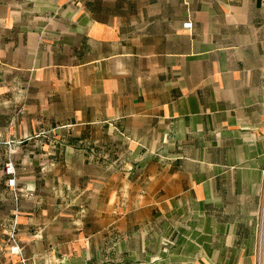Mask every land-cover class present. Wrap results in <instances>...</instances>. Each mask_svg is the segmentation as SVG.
Instances as JSON below:
<instances>
[{
	"label": "crops",
	"instance_id": "0c3cea01",
	"mask_svg": "<svg viewBox=\"0 0 264 264\" xmlns=\"http://www.w3.org/2000/svg\"><path fill=\"white\" fill-rule=\"evenodd\" d=\"M0 120L21 261L264 264V0H0Z\"/></svg>",
	"mask_w": 264,
	"mask_h": 264
},
{
	"label": "rangeland",
	"instance_id": "374dc122",
	"mask_svg": "<svg viewBox=\"0 0 264 264\" xmlns=\"http://www.w3.org/2000/svg\"><path fill=\"white\" fill-rule=\"evenodd\" d=\"M1 122V120H0ZM2 128V126L0 125ZM2 134H0V264H63L62 261H60L61 257H58L55 255L54 261L52 260L51 255L49 254V248H42L45 250V253H43L42 257H40L42 262H40L39 257H31L30 259H27L26 255H22L25 258V261H21V258H18L19 253L15 252V242H17L18 246H20L21 251H23V242H21V237L19 235V231L17 230V226L15 224V214L13 213V209L15 207V203L13 201L12 197V191L6 187L5 185V179L7 178V175L4 172L5 163L12 162L14 169L18 171L19 166L17 164V160L15 159L13 148L12 150H9L8 148L5 150L2 148ZM118 168L122 167L124 165V161L122 156L119 157L117 160ZM21 186L23 184L17 180V192L21 193L23 192L20 190ZM11 234L14 235L15 240L12 239ZM63 249V248H59ZM66 250H69V248H64ZM31 248L27 249V254L30 253ZM39 249H36V252ZM48 251V252H47ZM72 263L73 264H84V260H80L79 258L75 257L74 255L71 256ZM106 258H103V264H111L109 260H105Z\"/></svg>",
	"mask_w": 264,
	"mask_h": 264
},
{
	"label": "built area",
	"instance_id": "2783aa9c",
	"mask_svg": "<svg viewBox=\"0 0 264 264\" xmlns=\"http://www.w3.org/2000/svg\"><path fill=\"white\" fill-rule=\"evenodd\" d=\"M186 25L189 26L190 24H186ZM4 172L7 175V178L5 180V185L7 188H9L12 191L13 199L17 200L19 193L16 191L17 190V179L15 177V169H14L12 162L9 161L5 163ZM11 237L13 240H15L14 235L11 234ZM14 246H15L14 247L15 252L20 253V248L17 242H15Z\"/></svg>",
	"mask_w": 264,
	"mask_h": 264
}]
</instances>
